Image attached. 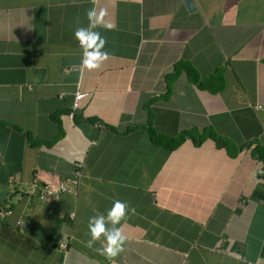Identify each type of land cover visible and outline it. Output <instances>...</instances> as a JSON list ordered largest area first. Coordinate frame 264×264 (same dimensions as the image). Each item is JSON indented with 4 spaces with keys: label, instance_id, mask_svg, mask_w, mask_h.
Masks as SVG:
<instances>
[{
    "label": "crops",
    "instance_id": "crops-1",
    "mask_svg": "<svg viewBox=\"0 0 264 264\" xmlns=\"http://www.w3.org/2000/svg\"><path fill=\"white\" fill-rule=\"evenodd\" d=\"M190 1L0 0V264H109L88 221L116 200V264H264V0Z\"/></svg>",
    "mask_w": 264,
    "mask_h": 264
},
{
    "label": "clouds",
    "instance_id": "clouds-1",
    "mask_svg": "<svg viewBox=\"0 0 264 264\" xmlns=\"http://www.w3.org/2000/svg\"><path fill=\"white\" fill-rule=\"evenodd\" d=\"M107 15L106 9L95 7L88 9L86 17L87 27H79L74 32V38L78 41L82 49L81 64L88 71L99 70L103 63L109 58V52L105 50L107 43L100 32L94 29L104 24V17ZM111 29L113 25L107 24ZM129 209L126 202L116 200L106 215L99 214L89 218L88 233L90 239L86 242V247L94 248L98 255L103 256L109 264H116V258L124 251L127 236L123 232L122 221H126ZM99 242V247H94Z\"/></svg>",
    "mask_w": 264,
    "mask_h": 264
},
{
    "label": "built area",
    "instance_id": "built-area-1",
    "mask_svg": "<svg viewBox=\"0 0 264 264\" xmlns=\"http://www.w3.org/2000/svg\"><path fill=\"white\" fill-rule=\"evenodd\" d=\"M79 97V94H76L75 96V104H74V109L78 108V103H77V99ZM77 183L73 182L71 184V186L69 187L66 184H59L57 187H50V186H44V187H38L36 185V183L34 182L32 184V194L33 196H37L38 200L40 201V203L42 204H46L49 203L51 201H56L59 199V197L67 192L68 190H72L76 188ZM11 212L10 211H6L5 209H0V218H4L7 215H10ZM61 250H66L67 245L66 244H62L61 245Z\"/></svg>",
    "mask_w": 264,
    "mask_h": 264
},
{
    "label": "trees",
    "instance_id": "trees-1",
    "mask_svg": "<svg viewBox=\"0 0 264 264\" xmlns=\"http://www.w3.org/2000/svg\"><path fill=\"white\" fill-rule=\"evenodd\" d=\"M151 135H152V139L154 141H156V142H159V143H162V144L168 143L169 149H172L175 146V144L178 143L177 142L178 139H176V140L175 139H171V138L168 139V138H164L163 136L159 137V135L155 131H152V130H151ZM217 140H220V139H217ZM63 184H65V183H63ZM71 184H70V186H71Z\"/></svg>",
    "mask_w": 264,
    "mask_h": 264
},
{
    "label": "water",
    "instance_id": "water-1",
    "mask_svg": "<svg viewBox=\"0 0 264 264\" xmlns=\"http://www.w3.org/2000/svg\"><path fill=\"white\" fill-rule=\"evenodd\" d=\"M185 6L187 7V9H188V11H192L193 10V5H192V3H191V1L190 0H185Z\"/></svg>",
    "mask_w": 264,
    "mask_h": 264
}]
</instances>
